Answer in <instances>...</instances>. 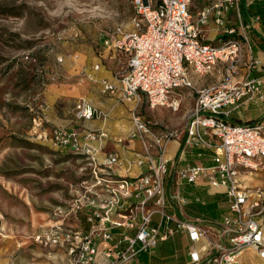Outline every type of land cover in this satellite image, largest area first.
<instances>
[{"label":"built area","instance_id":"built-area-1","mask_svg":"<svg viewBox=\"0 0 264 264\" xmlns=\"http://www.w3.org/2000/svg\"><path fill=\"white\" fill-rule=\"evenodd\" d=\"M237 3L238 0H217L212 8L202 11L195 22L189 10L190 0H131L134 16L130 28L116 26L102 40L103 47L124 59V72L114 74L112 82H101L103 93L119 91L121 102L143 98L150 109L162 107L172 111L178 110L182 91L195 93L186 144L212 148L213 166L180 169L175 179L188 184L204 181L212 189H224L232 216L224 217L220 223L217 242L207 241L201 248L190 251L189 264H240L239 258L246 250L264 260V192L247 185L248 178L264 170V125L228 121L231 111L238 108L242 99L248 102L263 99L262 82L236 79L245 50L241 40L230 37L217 44L206 43L199 29L213 11L214 22L224 34L236 35L234 28L225 27L224 16L237 7ZM256 65L250 58L249 69ZM209 76L215 77L213 84L203 88L194 86L195 78ZM74 111L77 120L107 117L86 99H79ZM131 124L130 137L137 139L143 148L135 164L148 166L145 173L135 178L115 177L113 168L119 160L114 154L108 155L102 163L96 161L95 155L107 137L105 133L85 134L87 144H80L77 132L59 128L51 133L50 141L54 146L81 152L107 173L106 177L98 179L96 194L85 198L77 208L79 212L90 210L88 232L70 230L65 235L56 232L48 240L54 245L66 244L71 264H93L97 255L96 240L106 245L107 255L114 253L112 264H123L140 252L150 254L158 243L177 233H185L193 244L207 237L202 227L166 212L165 154L174 133L168 130L156 133L137 110L131 112ZM208 133L217 139V144L212 145L203 138ZM38 139L46 140L47 135L38 133ZM91 142H98V147L90 148L88 143ZM151 149L156 152V164ZM154 215L158 216L155 226L151 224ZM114 229L134 230L135 234L133 237L121 234L110 245L115 240ZM122 243L127 244L124 249Z\"/></svg>","mask_w":264,"mask_h":264},{"label":"rangeland","instance_id":"rangeland-1","mask_svg":"<svg viewBox=\"0 0 264 264\" xmlns=\"http://www.w3.org/2000/svg\"><path fill=\"white\" fill-rule=\"evenodd\" d=\"M133 16L131 0H0V254L48 263L44 254L57 250L59 264L64 254L71 264L66 244L48 240L77 230V208L107 173L81 152L51 143L45 101L56 87L85 79L104 35L128 27ZM116 69L103 60V80ZM180 96L177 111L146 104L137 111L156 131L178 134L195 103L192 90ZM45 130L47 139H38Z\"/></svg>","mask_w":264,"mask_h":264},{"label":"crops","instance_id":"crops-1","mask_svg":"<svg viewBox=\"0 0 264 264\" xmlns=\"http://www.w3.org/2000/svg\"><path fill=\"white\" fill-rule=\"evenodd\" d=\"M216 2L217 0H190L189 10L194 21L198 22L200 13L205 9L212 8ZM214 21L215 17L212 11L207 17L206 24L199 25L203 40L212 44H217L220 40L230 37L241 40L245 50L243 62L239 66V75L236 79L239 81L258 79L262 82L263 99L257 102H248L246 99H242L238 108L231 111L228 121L236 124L264 125V1L238 0L237 7L225 14L224 25L226 28H234L237 31L234 36L225 35L222 28L218 27ZM125 28L129 29L130 24ZM101 48L98 52L97 62L90 71L85 72V79H73L74 82L64 83L59 88H55L56 96L45 101V120L53 129L62 128L67 132H77L80 144H87L84 135L89 132L105 133L107 137L102 140V148L95 155L96 161L102 163L108 155L114 154L119 160V164L113 168L115 177L135 178L145 173L148 166L138 167L135 164L136 158L142 156L143 148L137 139L130 137L132 131L131 112L138 110L139 106L146 103L143 98H137L130 103L121 102L119 91L114 94H100L103 93L101 82L105 81L100 70L103 60L110 58L111 63L117 67L113 75L124 72V59L103 45ZM250 58L257 62V65L252 69H249L248 66ZM95 66H99L98 70L93 69ZM57 79H64L62 73L57 76L56 81ZM112 80L113 78L107 82H112ZM214 82V76L204 79L195 78L194 86L203 88ZM81 98L90 101L94 107L104 112L107 115L106 119L77 120L74 107ZM188 122L189 119L182 132L174 134L166 148L165 159L167 160L168 171L164 181L166 212L182 221L202 227L206 230L207 237L193 244L185 233H177L166 241L158 243L150 254L140 252L136 257L123 264H189L190 251L193 248H201L207 241L217 242L220 223L224 217L232 216L224 189H212L204 181L198 184H188L185 181L177 182L175 179L176 172L180 169L194 166H213L212 148L186 144ZM155 132L161 131L155 130ZM43 134H47V131H43ZM203 138L212 145L218 143L217 139L212 137L210 133L203 135ZM88 146L96 148L98 142L88 143ZM63 150L69 151L67 148ZM155 153V150L151 149L153 162L156 164ZM247 181L248 186L259 187L264 192V170L254 174ZM89 213L90 210L88 209L79 212L74 224L76 229L84 234L88 232L90 227L87 222ZM113 218L116 219V216ZM157 222L158 216L154 215L151 224L155 226ZM169 226L173 227V224ZM113 233L115 240L110 245H113L121 234L133 237L135 231L114 229ZM95 244L97 255L93 264H112L115 261L114 253L107 255L106 245L100 243L99 240H96ZM126 245V243H122L121 248L124 249ZM44 256L49 257L48 263L47 261L44 263L42 261H30L31 259L23 261L19 256L0 254V264H59L57 250L44 254ZM63 258H65V264H68L65 254ZM239 263L264 264V260L259 259L253 251L246 250L240 256Z\"/></svg>","mask_w":264,"mask_h":264}]
</instances>
